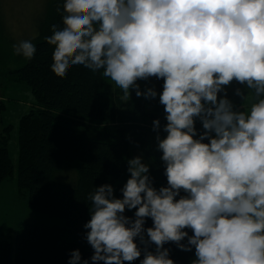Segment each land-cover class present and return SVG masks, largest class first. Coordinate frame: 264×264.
Instances as JSON below:
<instances>
[{
	"label": "clouds",
	"instance_id": "clouds-1",
	"mask_svg": "<svg viewBox=\"0 0 264 264\" xmlns=\"http://www.w3.org/2000/svg\"><path fill=\"white\" fill-rule=\"evenodd\" d=\"M61 16L44 37L57 77L74 66L103 70L126 101L132 89L156 98L138 81L163 80L166 136L156 140L167 186L154 187L137 156L127 161L122 198L110 184L89 193L93 264L137 260V238L140 264H175L169 242L194 248L191 264H264V0H64ZM37 36L13 44L14 55L31 60ZM234 81L246 89L234 93L242 110L227 96ZM81 260L76 249L68 264Z\"/></svg>",
	"mask_w": 264,
	"mask_h": 264
},
{
	"label": "trees",
	"instance_id": "trees-1",
	"mask_svg": "<svg viewBox=\"0 0 264 264\" xmlns=\"http://www.w3.org/2000/svg\"><path fill=\"white\" fill-rule=\"evenodd\" d=\"M63 3L49 0L36 25L38 36L32 40L34 57L10 72L12 80L27 85L33 96L31 108L19 119L16 165L9 156L7 138L0 137V182L15 175L18 190L28 195L29 209L59 222L24 224L15 235L13 251L10 243L0 242V264H68L76 249L81 264L83 260L93 264L94 250L84 228L91 218L89 193L110 184L114 195L122 198L120 190L130 178L129 159L142 157L153 186H167L162 153L151 144L153 133H164L159 118L164 111L159 103L163 80L138 81L142 92L154 87L157 97H137L132 89L126 104L122 90L102 75L103 70L74 66L64 78L57 77L50 67L54 46L44 37L52 34L53 24L62 26ZM157 119L159 132L153 131ZM134 212L126 209L125 215L134 218ZM144 226H152L151 218H146ZM136 242L142 255L125 264H140L143 259L145 245L139 238ZM182 242L187 243V238ZM164 247L175 264H191L195 258L194 248L183 251L172 242ZM148 250L155 251V245H148Z\"/></svg>",
	"mask_w": 264,
	"mask_h": 264
},
{
	"label": "rangeland",
	"instance_id": "rangeland-1",
	"mask_svg": "<svg viewBox=\"0 0 264 264\" xmlns=\"http://www.w3.org/2000/svg\"><path fill=\"white\" fill-rule=\"evenodd\" d=\"M47 3L49 0H0V137L4 135L7 138L8 152L13 165H16L18 157L19 119L31 108L33 96L27 85L12 80L10 76V72L21 66L25 60L22 56L14 55L12 45L22 40H30L38 31L36 25L42 19ZM237 88L246 94L244 86L234 81L226 89L227 96L237 109L242 110L243 99L234 94ZM130 99L122 100L127 104ZM251 102L249 100L248 105ZM159 118L165 125L167 121L164 111ZM195 127L198 135L204 131L199 120L196 121ZM158 134L153 133L151 140V144L156 147ZM159 135L163 138L166 133ZM27 198L26 192L18 190L15 175L0 182V242L10 243L12 251L15 235L24 224L59 222L50 215H39L31 211Z\"/></svg>",
	"mask_w": 264,
	"mask_h": 264
}]
</instances>
